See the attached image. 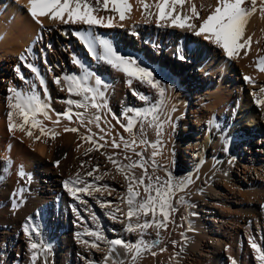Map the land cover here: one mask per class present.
<instances>
[{"label":"bare ground","instance_id":"obj_1","mask_svg":"<svg viewBox=\"0 0 264 264\" xmlns=\"http://www.w3.org/2000/svg\"><path fill=\"white\" fill-rule=\"evenodd\" d=\"M95 2L96 0H92L93 4ZM145 2L154 4L156 0ZM129 3L132 11L123 21L119 19L118 14L111 11V6L108 11L101 10L97 13L98 16L114 17L115 26L110 29L95 28L93 31L100 38L108 40L118 54L136 58L138 63L152 70L154 77L166 90L162 98L155 89L138 80L133 79L129 86L126 82L129 77L107 63L94 59L81 41L72 35L73 31L84 29L86 26L64 25L42 17L41 28L27 14V0H20V4H16L15 0H0V176L4 181L3 188L0 186V194H5L4 190L10 189L17 179L21 178L18 174L21 166L25 174L29 170L34 172L36 187V172L48 176L42 180L44 184L40 185V198L28 202L25 210L22 208L11 211L8 208H0V264H22L24 259H20H32L34 252L37 255L35 264H114V261L116 264L121 261L123 264H131V254L124 247L112 250L113 246L109 242L114 239L129 243L141 239L146 243L158 241L156 247L144 252L137 264H261L256 259L257 253L251 247L250 241L254 240L264 252V185L258 182L264 179V171L256 163L247 165L238 160L243 157L248 159L245 163L250 161V158L241 153L244 148L240 142L244 143L245 147L246 144L255 142L251 139L252 136L259 132L264 135V106L256 102L264 100V71H260L256 63L258 59L264 58V19L260 18L257 10L250 18L244 34L245 39L252 36L250 48L241 49L237 58L229 59L223 50L205 41L203 37L195 36L191 31L158 27L155 16L149 20L137 0H129ZM192 3L203 18L208 14L209 6H215L216 0H192ZM188 7L186 3L185 9ZM150 11L155 13L156 9L153 7ZM100 51L102 53V49ZM245 51L248 52L247 56L244 55ZM22 55L26 60L21 59ZM74 56L83 65V69L73 63ZM26 63L38 68L40 76L44 79L43 85L36 74L25 67ZM70 74L86 77L87 86L103 93V99H98V102L106 103L107 107L98 111L90 105L87 110L73 105V113H84L83 124L75 115L72 116L71 122L61 116L59 123L54 124L52 121L57 119L56 113H63L70 107L62 101L84 99L83 92L80 95H70L68 83L64 79H61L60 84L54 82L56 77ZM246 76L251 78V82L245 80ZM97 79L102 82L100 85L95 84ZM136 84H139V89ZM9 89L25 93L34 91L48 106L52 119L44 120L42 116L38 119L43 120L47 128L58 133L55 139L46 136L34 141L24 132H9ZM125 89L130 90L126 100L122 97ZM134 91L140 95L147 91V102L134 95ZM199 91L201 92L198 93ZM87 95L91 96V93ZM198 97L201 98L199 101L204 102L203 110L214 113V116H221L219 123H222L223 115L224 121L228 118L223 129H218L211 121V141H208L207 133L200 147L193 143L191 134L193 126H199L198 120L193 122L186 119V122H183L186 128L182 129L184 138H177L179 122L183 119L185 110L191 101ZM161 99L164 101L162 106L159 104ZM195 101L196 99L194 105ZM157 106L160 107L157 113L159 122L164 125L161 135L157 136L155 128L145 122V132L141 136L139 119L142 118H138L134 128L137 144L140 139H145L148 143L135 147L134 151L125 149L120 137L123 136L126 140L131 137L113 118V114L126 124L127 120L123 115L125 108L145 112L149 108L155 111ZM191 112V117L197 119L198 109ZM259 113H262V117H257ZM94 115L101 116L99 127L96 122L88 123ZM132 115V112H128V116ZM150 119L151 116H148V120ZM245 120L250 122L249 129L244 128ZM72 127L77 128L78 132H65V128ZM101 129L104 131L101 132ZM33 133L34 136L39 135L36 129ZM83 136H91L96 144L104 147L96 150L91 141L81 138ZM101 136L104 139H99ZM113 139L120 147H112ZM157 142L158 149H153L150 145ZM173 146L182 148L183 152L192 158H199L200 161L194 174L184 177V181L191 178V183H188L183 191H176L172 198V209L175 210H170L167 229H159V232L156 228H149L143 234L139 230L125 231L129 223V206L126 202L129 180L125 177H133V172L128 169L118 171L108 157L118 160L121 156L134 157L137 156L135 152H142L147 168L163 171L169 163ZM89 148L93 150L88 152ZM157 150L159 154L153 158L152 153ZM243 158L240 159L242 162ZM66 160L70 161L73 168V179L77 173L75 169H81L80 181L84 183H78L75 187L83 188L85 184L92 186L88 194L77 193L80 199L73 197L67 189L61 195L53 196L49 192L52 191L51 186L60 182L59 165L63 166ZM9 161L10 167L7 166ZM108 163L112 164L116 171L112 172V178L106 180L109 185L102 187L100 174L102 170H111L107 166ZM89 172H92L91 176L88 175ZM45 183H48L47 188ZM245 184L246 187L243 186ZM134 191L140 193L137 200L146 198L142 186L134 185ZM80 200L86 203H81ZM244 203L248 206L243 205ZM257 204H263V208L258 216H253L254 212H257ZM77 210L80 211L79 222L85 227H76L72 221L71 231L68 232L66 219H75ZM27 213L34 218L32 223L25 218ZM259 215L262 218H259ZM89 216H94V220L91 221ZM85 217H88L90 224L85 223ZM16 218H19L22 227L13 222ZM157 218L161 217L158 215ZM50 219L52 224L49 228ZM151 219V214L147 217L141 216L140 222ZM132 223H137L135 217ZM245 224L248 226L245 227ZM19 229L23 234L29 230L44 232L43 235H38L36 240H32L38 244L37 249H29L28 244L24 242L25 238L18 233ZM151 230L156 232L149 233ZM93 231L102 234L104 239L97 240L95 236L85 234ZM13 233L20 235L17 257L14 260V249H11L13 242L8 239ZM7 242L10 244L8 250L5 248ZM91 243H96L98 247H91ZM23 246L26 248L25 252L19 255ZM49 247L50 250H47ZM153 252L156 254L152 255Z\"/></svg>","mask_w":264,"mask_h":264},{"label":"snow or ice","instance_id":"obj_2","mask_svg":"<svg viewBox=\"0 0 264 264\" xmlns=\"http://www.w3.org/2000/svg\"><path fill=\"white\" fill-rule=\"evenodd\" d=\"M16 4H20V0H15ZM144 10V14L151 20V17L155 16V22L158 27H172L179 28L182 30L191 31L197 37H203L205 41L211 42L218 49L223 50L225 56L229 59H235L239 56L241 49L250 48L252 42V36H248L247 39L244 38L246 31V26L250 21V18L259 10L260 18L264 19V0H259V9H257L258 0H216L215 6H209V12L206 17H201L200 12L192 0H156L154 4H148L145 0H137ZM189 7L185 9V4ZM109 6H111V11L119 15L121 21L127 19L132 11V6L129 0H96L95 4L92 0H27L25 5L27 9V14L31 19L41 28H43V23L41 18L47 17L50 21H57L64 25H84V29L75 30L72 35L76 36L78 40L84 45L87 51L93 56L94 59H99L113 69L123 73L129 79L126 81L129 86H131L133 79L138 80L142 84H147L152 89H155L159 97L165 96V89L161 86V82L154 77L152 70L147 69L138 63L136 58L125 57L118 54L114 49L113 45L106 39L100 38L93 31L95 28H113L115 25L113 23L114 17L112 16H98L101 10L108 11ZM155 8L156 12L150 11L151 8ZM180 9L178 12L177 9ZM67 34V33H65ZM102 49V53L100 51ZM244 55L247 56L248 52L245 51ZM22 60H26L25 56H21ZM47 61H45L46 63ZM73 63L83 69V65L74 56ZM259 66L260 71H264V58H260L256 61ZM33 73L36 74L37 78L40 79V84H44V79L40 76L39 70L36 66L32 64H25ZM19 72V68H17ZM23 79V77H21ZM61 79H64L68 83V91L70 95H80L83 92V101H74L68 99L62 101L67 103L70 107L63 113H56L57 119L52 121L54 124H58L60 117L68 119L71 122L72 116L75 115L77 120L83 124L84 113L71 111V106L76 108H87L90 107L97 109L106 108V103H99V100L103 99V93L98 91L94 87L87 86V78H81L78 74H70L64 77H56L54 82L60 84ZM246 81L251 82L250 77H245ZM102 82L96 80L95 84L100 85ZM11 95L8 97V107L11 109L7 113L8 130L9 132L21 131L24 132L26 136L33 138L34 141L41 140L42 137H49L50 139H55L58 133L54 132L52 129L47 128L43 120L38 119L42 116L44 120H51V116L48 112V106L40 100V98L35 94L34 91L21 92L16 89H9ZM91 93V96L87 95ZM134 95H137L140 99L147 102V97L140 95L138 92L134 91ZM258 105L264 106V100H257ZM164 103L163 99L160 100L159 104L162 106ZM160 111V107L157 106L155 111L149 108L145 112L134 109H126L124 112V119L127 123H123L119 118L113 114V118L117 120V123L124 129L125 132L131 137L130 140L124 139L123 136L120 137L121 143H123L125 149L135 150V147L143 144H147L148 141L145 139H140L139 144H137V134L134 132V128L138 122H140V135L143 136L145 132L144 124L154 127L157 136L161 135L163 129V123L159 122V117L157 113ZM128 112H132V116H128ZM148 116L151 119L148 120ZM101 120L100 115H94V118L89 120L88 123L96 122V126L99 127V121ZM166 122V121H165ZM39 131L38 136H34L33 130ZM90 131V130H89ZM104 129H101L103 132ZM65 132H78L77 128H65ZM84 140L91 141L92 144L96 146V150L104 147V145L96 144L95 140H92L91 136L81 137ZM99 139H104L103 136ZM107 143V142H105ZM158 143L151 144L153 149H158ZM112 147L118 148L120 144L116 142L115 139L112 141ZM93 149L89 148L87 151L91 152ZM87 154V153H86ZM159 152L154 151L152 153L153 158L158 155ZM135 155L141 157L139 161H134L128 165H119V163L109 156L108 159L117 167L118 171H124L125 169L131 170L135 167H140L143 169L144 174L138 179L126 176L125 179L129 180V186L127 189V204L129 210L127 212V218L129 223L127 224L125 231L133 232L139 230L141 234L145 233L149 228L156 229H167L169 222L170 210L172 209V198L175 196L176 191H183L188 183H191V178L187 181L179 182L178 184H173V179L170 174H167V179L161 181L160 177H155L153 179L148 176L147 168L145 167V161L142 152H135ZM125 159H130V157L125 156ZM57 166L59 161L56 162ZM10 167V161L8 165ZM98 170V169H96ZM21 177L25 175L23 168L18 173ZM79 175V174H77ZM89 176L92 172L88 173ZM145 177L148 179V183L145 184ZM28 180H31V176H28ZM78 183H84L80 180L69 179L64 181V188L67 189L73 197L80 199L77 196L78 192H83L88 194L91 185L85 184L83 188L75 187ZM134 185L139 187L143 186L146 198L142 200H137L140 193L134 191ZM98 190V189H97ZM23 189L20 190L22 192ZM153 191L155 195H153ZM17 193H13L16 195ZM183 198H181L182 200ZM81 203H86L84 200H80ZM15 208L16 205L14 204ZM119 211V209H117ZM151 214V220H144L140 222V217H147ZM161 217L160 219L157 216ZM136 218L137 223L133 224L132 219ZM113 218H115V213H113ZM27 231V227H26ZM35 231V230H33ZM38 234V233H37ZM87 235L95 236L97 240H102L104 237L99 232H87ZM83 235V234H77ZM85 243H88L85 241ZM115 251L116 247H124L128 253L131 254V264H137V261L142 258L144 252L150 251L153 247H156L158 241H153L151 243H146L143 239L136 242H126L122 239H114L109 242ZM251 247L257 253L256 259L264 264V252L261 251L259 245L255 243L254 240L250 241ZM91 247H98L96 243H91ZM32 249H37L38 244L33 242L31 244ZM163 251V249H161ZM156 253H152L155 255ZM33 264L37 259V255L33 254ZM114 264L116 262L114 261ZM123 264V262H119Z\"/></svg>","mask_w":264,"mask_h":264},{"label":"rangeland","instance_id":"obj_3","mask_svg":"<svg viewBox=\"0 0 264 264\" xmlns=\"http://www.w3.org/2000/svg\"><path fill=\"white\" fill-rule=\"evenodd\" d=\"M136 86H137L136 88L139 89V87H138L139 84H136ZM129 89H125V91L122 92V97L125 100L128 97V95H130V93H129L130 90ZM253 91H255V89ZM200 92L201 91H199L198 93H200ZM142 93H143L144 96L147 95V91L146 92H142ZM195 99H196V101H195L196 104L194 105V100ZM195 99L191 101L190 106H188L187 109L184 112L183 119H181L180 122H179V128H178L179 130H178L177 138H184V130H185L186 127L183 126V122H186L185 121L186 119L187 120L191 119L193 122L194 121L197 122V120H198L199 126H197V125H195V127L193 126L194 129L191 132V134L193 135V143H195L197 147H200V144H202L205 141L207 133H208V138H209L208 141L209 142L211 141V121H213L215 123V125H217L218 129H221V128L223 129V127L226 124L228 118H227V120L224 121V115H223V117H222L223 121H222V123H219V121L221 120V116H218V115L214 116V113L206 112V110L202 109L204 102L199 101V99H201V98L198 97V99L197 98H195ZM125 100H123L124 101L123 104H125ZM121 108L122 107H120V109ZM126 109H128V108H125V110ZM190 109L191 110L198 109V114H196V116L198 117L197 119L191 117V115L193 113L191 112ZM262 113H264V108H263V112ZM262 113H259V115H257V117L258 116L262 117V115H261ZM192 121H190V125L191 126L193 124ZM244 122H245V124H244ZM244 122H243L244 128L245 129H249L250 128L249 127V123H250L249 120H245ZM263 127H264V125H263ZM182 129H184V130H182ZM260 136H262V137H260ZM233 138H235V137L233 136ZM251 139L255 140V142L252 143V144H248V145L246 144L245 147H244V143L240 142L241 147L244 148V150H242L241 153L243 154V156H246L247 158H250L249 159L250 161L248 163H245V161L247 162L248 159H245V158L241 157V158H243L242 160H244V162H242L240 160L241 158L238 160V162L243 163V164H247V165H250L252 163H256L258 166H260V169L264 171V135H262V133L259 132L255 136H252ZM186 141L187 140H185V142ZM173 147H174V150H173V152L170 153L169 163L164 168L163 171L159 170V169L155 170V168H152V167H150V168L148 167L149 169H151V170H149L147 168V166H145L147 168L148 176L151 175V177L153 179H155V177L158 176V177L161 178V181L163 182V180L167 179V174H170L172 179H173V184H178L179 182L184 181V177L185 176H190V175L194 174V172L198 168V163H199L200 159L199 158H192L188 153L183 152L182 148H179V147H176V146H173ZM254 148H257L258 150L256 151ZM190 152L191 151H189V153ZM128 157H130V159H125V156H121V158H119L116 161L119 164H121V165H128V164H130V163H132L134 161H139L141 159V157H139V156H134V157L133 156H128ZM101 159H103V158H101ZM61 161H64V159H61ZM67 161L68 160H66V162H65V164H63V166L59 165V167H60L59 171H60V174H61L60 179L61 180H60V182L56 183V186H51V190L52 191H49L50 193H52L53 196L54 195H61V194L65 193L66 189L64 188V181H67L69 179H73L72 178L73 176L71 175L72 174L71 172H72L73 168L70 165V161H68V162ZM107 166H109V168L111 170H109V171L102 170V172L100 174V176H101L100 182L102 183V185H100V186H102V187L103 186L106 187V186L109 185V183L106 180L109 179V178H112L114 176V174L112 172L116 171V168L112 164L108 163ZM139 168L140 167H135V168H132L131 170H129V171L133 172L132 176H134L137 179L144 174L143 169L142 168L139 169ZM68 169H69V171H68ZM79 171H81V169H79V168L75 169V172H77V173L74 175L75 179H73V180H76V179L77 180H81L82 179L80 177L81 172H79ZM258 171H260V170H258ZM36 173L38 175V186L37 187L34 184L35 183L34 172L29 170L24 175V177H21L20 179H17L18 181L16 180L17 181V182H15L16 184L14 183L11 186L10 189L6 188L5 189L6 191L4 190L5 194H0V208H2L4 210H7V208H8V210L11 209V211L13 209H14L13 211H18V209L20 210L22 208L25 210V206H26V204L28 202L35 201L37 198H40V196L42 194L41 193L42 192V188L40 187V185L44 184V181H42V180H44L45 177H48V176L47 175H45V176L43 175L42 176V174L39 173V172H36ZM77 174H79V175H77ZM29 175L31 176V180L30 181L28 180V176ZM145 179H146L145 180V184H147L149 181H148L147 177H145ZM3 182L4 181L1 179V176H0V186L2 188H3V184H2ZM61 182H62V184H61ZM258 182L260 184L264 185V179H261ZM45 185H46L45 187L47 188L48 187V183H45ZM13 186H15V187H13ZM243 186L246 187L247 185L245 184ZM1 187H0V191H2ZM21 189H23L22 192H20ZM35 192H36V194H35ZM13 193H17V194L13 195ZM152 194L155 195V192L153 191ZM14 204L16 205L15 208L13 207ZM243 205H245V206L247 205L248 206V204H246V203H244ZM262 205L263 204H261V206L258 205V204L255 205V207L257 208L256 209L257 212H254L253 216H255V215L258 216L259 212L261 211V208H263ZM50 210H51V208H50ZM79 212H80L79 210L76 211L77 215H74L75 219L72 218V219H70V221L68 219H66V231H68V232L71 231L70 228H72V224H71L72 221H73V223H75L76 227H79V228L80 227L81 228L85 227V225H83V224H81V222H79L81 220L79 215H78ZM27 214H26L27 216L25 218H27L28 221L31 220V223H32L33 222L32 220L34 218L30 216L31 215L30 213H27ZM252 217L250 219H252ZM50 218H52V214H51ZM259 218H262V217H260V215H259ZM89 219L91 221L94 220V216L93 217L89 216ZM97 219H99V218L97 217ZM13 222L15 224L17 223L20 227H22L21 226L22 223L19 220V218L14 219ZM85 223L86 224H90V222L88 221V217H85ZM51 224H52V219H50V222L48 223L49 228H50ZM246 225L248 226V224H245V227H247ZM155 232H156V230H151L149 233H155ZM159 232H160V230H159ZM18 233L19 234L21 233V229H19ZM43 234H44V232H42V230L41 231L37 230L35 232L33 230L32 231L29 230L28 232H26V234L21 233V235L23 236V239L25 238L24 242H26L28 244L27 246L29 247V249H32L30 247L31 244L33 243L32 240H36V237H38V235H43ZM19 237H20V235H17V234H14V233L8 237V239L11 240V242H13V243H11L12 244L11 245V249H14V254H15V257L13 258V260L16 259V257H17L16 256V252H17V244H18L17 242H18ZM8 242H10V241H8ZM8 242L6 243V246H5V248H7V250L9 248V246H10V244ZM25 246L20 248L19 255L20 254L23 255V253L25 252V249H26ZM47 250H50V247ZM1 255H3V251L2 250H1ZM20 260H23V261H21L22 264H33V259H28V258L22 257ZM34 264H35V262H34Z\"/></svg>","mask_w":264,"mask_h":264}]
</instances>
